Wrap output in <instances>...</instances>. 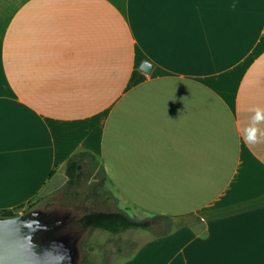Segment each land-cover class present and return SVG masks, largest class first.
Returning a JSON list of instances; mask_svg holds the SVG:
<instances>
[{"label": "crops", "instance_id": "crops-1", "mask_svg": "<svg viewBox=\"0 0 264 264\" xmlns=\"http://www.w3.org/2000/svg\"><path fill=\"white\" fill-rule=\"evenodd\" d=\"M255 106L264 0H0V210L95 158L126 210L169 220L119 264H264Z\"/></svg>", "mask_w": 264, "mask_h": 264}, {"label": "rangeland", "instance_id": "rangeland-1", "mask_svg": "<svg viewBox=\"0 0 264 264\" xmlns=\"http://www.w3.org/2000/svg\"><path fill=\"white\" fill-rule=\"evenodd\" d=\"M65 180L44 190L31 202L17 208L15 213L23 214L38 208L65 216L64 231L77 239V264H119L144 242L170 229L167 218L158 220L147 229H126L118 233L83 228L81 216L94 210L124 211L136 220L140 217L134 210L125 209V204L105 181L103 169L95 158H85L74 186L67 187ZM144 219L147 218H141Z\"/></svg>", "mask_w": 264, "mask_h": 264}, {"label": "water", "instance_id": "water-1", "mask_svg": "<svg viewBox=\"0 0 264 264\" xmlns=\"http://www.w3.org/2000/svg\"><path fill=\"white\" fill-rule=\"evenodd\" d=\"M149 72L151 65L141 64ZM65 216L33 209L0 217V264H77V239L64 231Z\"/></svg>", "mask_w": 264, "mask_h": 264}, {"label": "trees", "instance_id": "trees-1", "mask_svg": "<svg viewBox=\"0 0 264 264\" xmlns=\"http://www.w3.org/2000/svg\"><path fill=\"white\" fill-rule=\"evenodd\" d=\"M82 154L72 156L66 164L67 187H72L77 182L82 168V158H80ZM100 167L102 168V166ZM17 215L15 210H0V217H13ZM163 218L165 216L155 215L144 220H136L120 211L94 210L83 214L80 218V223L83 228L101 229L109 233H118L126 229H147Z\"/></svg>", "mask_w": 264, "mask_h": 264}, {"label": "clouds", "instance_id": "clouds-1", "mask_svg": "<svg viewBox=\"0 0 264 264\" xmlns=\"http://www.w3.org/2000/svg\"><path fill=\"white\" fill-rule=\"evenodd\" d=\"M236 5H232L235 9ZM252 115L248 124L243 127L242 135L245 144L255 145L258 143H264V128L260 125H264V108L255 106L250 109Z\"/></svg>", "mask_w": 264, "mask_h": 264}, {"label": "bare ground", "instance_id": "bare-ground-1", "mask_svg": "<svg viewBox=\"0 0 264 264\" xmlns=\"http://www.w3.org/2000/svg\"><path fill=\"white\" fill-rule=\"evenodd\" d=\"M230 241H231V239H230ZM230 241H227V243L229 244ZM232 243H233V242H232ZM236 244H237V243H236ZM234 246H235V244H234L233 246H231L230 248L232 249V247H234ZM228 248H229V247H228ZM230 248H229V249H230ZM235 248H236V247H234L233 249H235ZM233 249H232V250H233Z\"/></svg>", "mask_w": 264, "mask_h": 264}]
</instances>
